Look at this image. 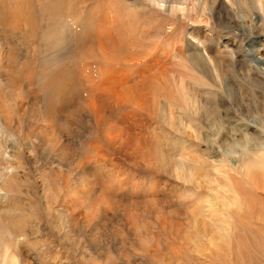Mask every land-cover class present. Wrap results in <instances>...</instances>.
<instances>
[{
    "label": "rangeland",
    "instance_id": "1",
    "mask_svg": "<svg viewBox=\"0 0 264 264\" xmlns=\"http://www.w3.org/2000/svg\"><path fill=\"white\" fill-rule=\"evenodd\" d=\"M5 1L0 0L1 14L4 9H9L5 7L7 3L3 4ZM247 1L251 6L248 15L245 14L242 0L41 1L37 7V47L41 53L32 74L39 88L47 84L44 87H47L46 93L41 95L44 108L41 112L44 116L53 114L50 120L53 123L52 118H56L59 122L56 128L63 127L64 117L69 111L77 110L75 105L78 98H89L86 69L88 65H93L94 50L98 53V49H94L96 44L91 47L89 35L83 36L86 39L81 51L76 50V33L66 25L69 18L65 11L70 9V14L79 17L80 22L85 23L84 26L95 18L94 12L95 19L112 17L126 24L120 36L114 35L116 44L121 46V54L136 52L137 55H145L149 53L148 50H155V53L168 51L169 58L166 57L163 64L166 63L168 70L175 72L169 74L174 89L171 91L168 87L163 91L166 90V94L171 92L181 102V106L174 105L176 112L182 109L193 115L188 129L192 136L184 144V135L169 130L166 124L160 122L156 137L149 135L155 141L150 140L153 142V152L144 160L138 158L135 163L131 162L132 165L129 162L123 167L125 170L128 167L131 169H127L128 174L144 177L155 185L151 193L156 192L157 201H154L155 205L151 202V205L149 201L132 195L131 191H126L127 195L112 191L110 196L105 197L106 200L103 197H90L92 201L80 193L81 186L74 180L78 171L66 172L58 182L50 171L44 173L41 161L31 145L29 148L25 146V149L23 145L27 144L20 141L19 145H15L11 133H0V195H3L4 190L10 194V198H13L11 203L23 215L20 220L16 216L12 218V224L2 217L4 225L0 223V264H4V249L9 242L14 245L13 254L18 264H264V170L257 163L260 155L264 156V92L250 80L256 76L264 78V0H260L261 3L253 2V6L250 0ZM44 4H49L50 8L56 6V9L45 12ZM49 15L54 23H58L56 35L51 36L48 44H40L42 34L51 29L47 28L48 21H51ZM92 28L90 32H94L95 27ZM194 32H199L201 38H212L209 43L212 52L209 55L213 61L208 65L202 64L200 60L195 65L197 51H201L199 55L205 54L203 45L191 37ZM58 37H61L59 42ZM188 39L196 47L190 45ZM180 50L182 53L176 54ZM18 66L16 71L12 69L15 79L11 77L10 81L23 86L22 96L25 95L27 101H31L33 95L23 81L25 72H18ZM43 67L45 72L50 71L44 73ZM39 75L44 76L43 80L39 81ZM51 77L55 79L51 80ZM8 84L7 81L3 83L5 93L14 91L16 94L20 90L19 86ZM58 85L60 92L53 94ZM250 98L255 101L252 102ZM203 99H207L211 105H215L214 101L218 100L215 102L220 105L224 129L212 126L216 120L205 114L210 112L209 109L207 112L198 111ZM86 101L89 104L90 98ZM58 109L61 115L57 114ZM227 109L229 112H226ZM104 116L106 113H100L97 118ZM186 124L175 123L174 128L185 130ZM245 125L248 131L237 129ZM93 132L81 135L78 144L70 149L77 153L75 159L78 164L92 159L84 143L93 142L94 138L91 142L92 138L89 137ZM183 146L187 148L188 154L185 156L182 154ZM19 148L23 149V153L18 161L15 157L19 155ZM246 151L249 153L246 154ZM182 161L193 167V177L180 173L178 166L181 167ZM9 162L22 163L20 167L17 164L13 179ZM14 183L16 185L10 187L12 191L9 189L8 192L5 184L10 186ZM73 191L79 194L72 196ZM70 198L74 202L67 208L65 204ZM78 198L82 200L77 205ZM94 204L95 209L92 208ZM144 206H149L151 212H145ZM104 208L105 211H102ZM77 214L81 222H87L86 228L70 226L69 219ZM38 254L51 257L46 256L43 262L38 259Z\"/></svg>",
    "mask_w": 264,
    "mask_h": 264
},
{
    "label": "bare ground",
    "instance_id": "2",
    "mask_svg": "<svg viewBox=\"0 0 264 264\" xmlns=\"http://www.w3.org/2000/svg\"><path fill=\"white\" fill-rule=\"evenodd\" d=\"M41 1L42 0H6L3 3V4L7 3V5L6 6L4 5V6L5 7L8 6L9 9L8 11L4 9L3 14L0 13V133L1 134L11 133V137H13V142H15V145H19L18 141H20L23 144H27V145H23L24 147L28 146L29 148V145H31L32 148H34L36 151L35 155H37L39 158V161H41L40 165H42V167L44 168V173L47 174V172L50 171V173L54 175L53 178L57 179L58 182L61 181V176H63L66 172L78 171V173L76 172L77 176H75L76 178L74 180H76L78 184L81 186L80 193L85 194L86 198L88 199L90 197H100V198L103 197L102 199H105V197L111 195L112 191H118V193L120 192V194L122 195L124 193L127 195V192L131 191L132 195L133 194L137 195L141 200L144 199L146 201H149L150 203L151 202L154 203L155 201L156 203L157 201L156 192L155 194L151 193L155 189V188L153 189L155 185H153L152 182L150 184L149 183L150 180H146L144 177H140V176L135 177L133 175H130V173L128 174V171L131 169L128 167L129 170L127 171L128 168L125 170L123 167L125 166V164L129 162L130 164L131 162L135 163L138 160V158L140 159V161H142L147 155L153 152L152 143L155 141L153 139L154 137L152 136V139H151L149 138V135L152 134V135H155L156 137V131H157L156 129L157 127L160 126V122H162L163 124H166L169 130H173V131L176 130L180 134L184 135L186 139L184 140V144H187L186 142L191 139L192 135L188 132V129H190L189 124L192 118L191 117L192 114H189V112H183L184 110L182 109H180L181 111L179 113L176 112L174 105L181 106L180 104L181 102H179L178 99L171 92L170 94H166V90L165 92L163 91L164 89H167L168 87L171 88L170 89L171 91H172V88L174 89L173 87L174 82L171 83V76L169 74L170 72L172 74L173 73L175 74V72L168 70V68L166 67L167 65L166 63L163 64V60L166 59L168 55V51L160 50V51H157V53H155L156 52L155 50H151V51L148 50L149 53L145 55L143 54L137 55L136 52L135 53L130 52L128 53L129 55L121 54L122 53L120 51L121 46H118L116 44L114 40L115 38L114 35L120 36L122 34L121 32L123 31V27L126 26V24L123 25L122 21L119 22L118 20H115L112 17L110 19H107V17H103V18L98 17V19H95L96 14L94 12L93 16L95 18L93 17L94 19H91L88 25L84 26L85 23H81L80 22L81 20L79 19V17L72 16L70 14V9L68 11L66 10L65 11L67 12L66 15H68V18H69L66 25H68V27H70L71 30L73 29L76 33V41H75L76 50L81 51L80 49L81 45L85 43L84 39H86L83 36L89 35L91 47L93 46L95 47V44H96V48L94 49H98L97 51L98 53H96V50H94L95 54L92 55L93 61L91 60L93 65L90 64L88 65V68L86 67L87 68L86 71H88L89 73L85 71L87 73V75L85 76V81L88 86L87 87L88 95H89L88 97L90 98V103L86 104L87 102L86 100L89 98H87L86 100L82 98H78L77 103L75 105L77 107V110L73 112L69 111L67 116L64 117V124L62 125L63 127L62 128L57 127L58 128L57 129L56 124L59 122L56 120V118L55 117L52 118V120L55 123L54 122L52 123L50 120L51 115L53 114H51L50 116H47V115L44 116L43 113L41 112V109L44 110V108L41 105V100H42L41 95L44 92L46 93L47 87L46 88L44 87L47 84L42 83L43 88L41 87L42 90H40L41 88H39L35 80L36 77L34 74H32V72L35 71L34 69H35V66H37L38 64L37 60L39 59V55L41 53V50L38 48L39 47V41H38L39 29L37 28L38 27L37 22L39 18L37 15V7L40 6ZM250 2H251V5L253 2L261 3L260 0H250ZM242 3L245 7V14L248 15L251 6L249 5V2L247 0H242ZM0 6L2 5L0 4ZM48 6L50 5L44 4L43 8L45 12H48L49 9L50 11H53L56 9V6L51 5L53 8H50ZM49 17L51 21L50 22L48 21L47 28H51V29L47 30L45 33L42 34L41 40L39 39L40 44L41 43L48 44L51 40V36L56 35L55 30H56L58 23H54V20L51 15H49ZM119 20H120V17H119ZM128 26L126 28H128ZM92 27H95L94 32H90L91 31L90 29ZM52 32L54 34H52ZM199 35H200L199 32H194L191 35V37L197 40L199 44L203 45V52L205 55L203 56V53L202 55H199V52L201 51L198 50L197 51L198 55L195 54L196 56L195 65L197 64V60L202 61V64L208 65V63L210 64L213 61L209 55V53L212 52L211 46L209 45V43L212 41V38L208 36H202L201 38ZM117 38L118 37H116V39ZM54 39H55V36H54ZM60 40H61V37H58L57 41L59 42ZM188 41L190 45L192 44L193 47H196L192 43L191 40L188 39ZM37 44H38V47H37ZM181 51L182 50H180V52H177L176 54L178 55L181 54L182 53ZM167 58H169V56ZM263 62H264V59H263ZM17 66H18V72L20 71L25 72L26 76L23 78V81L26 82L29 88L28 89L29 92H31L32 93L31 95H33V99L31 101L29 100L27 101V99L25 98V95L24 97L22 96L23 89L21 91V87L23 86L16 85L14 84L15 82L10 81L11 77L13 78L15 77L13 75L12 69L15 68L14 71H16ZM47 71L49 72L50 70H47ZM47 71L45 72V68L43 69L44 73H48ZM255 71H258V70H255ZM216 73H218V71ZM43 75L42 76L39 75L40 77L39 81L43 80L44 78ZM53 77H56V76H53ZM53 77H51V80L55 79ZM263 77H264V74H263ZM16 78L18 77L16 76ZM250 80L253 82L254 86L259 88L260 91L262 90L264 92V78H259L258 76H256V77H251ZM6 81L10 85L12 84L14 86H19L20 90L16 91V94H14L15 93L14 91L5 93L6 87L4 88L3 83H5ZM152 81H154L156 85ZM52 83L53 82L51 81V84ZM58 87L59 85L57 86V89L53 90L54 91L53 94L57 95L60 92ZM38 91H40L41 93H39ZM253 91L255 92V90ZM11 93H13V95H11ZM7 94H9V96ZM215 101H214L215 105H211L209 104V101L207 99L201 100V104L198 107V111L207 112V109H209L210 112L205 113V114H208L210 118L213 117L216 120V122H214L212 126L217 127L219 130L220 129L222 130L224 128H223V120L221 117L220 105L216 104L218 100L216 102ZM254 101L252 99V102ZM208 105H211V106H208ZM193 112L195 111H192V113ZM226 112H229L228 109ZM100 113L101 114L106 113V116L97 118V115L99 116ZM57 114L61 115L60 109L57 110ZM179 122H184L185 124L187 123L188 124V125L186 124L187 128L185 130L175 129L174 128L175 123H179ZM262 127L264 128L263 125ZM237 129L238 130L244 129L248 131L249 128H247V126L245 125L241 127L238 126ZM94 130L95 132H93ZM90 131L93 132L92 135H89V137L92 138L90 140L91 142L93 138L94 140L92 143L88 142L84 144L86 145L87 152L90 153V159L91 157L92 159L88 162H85L84 164L83 162L80 163L79 161L80 164H78V160L75 159L77 153L71 152L70 149L72 146L76 145V143L78 144L79 138L81 137V135H83L84 133L90 134L89 133ZM15 136H18V138H16ZM150 140H153V142L151 141L152 142L151 143ZM155 140L157 139L155 138ZM26 148L27 147H25V149ZM262 148H264V145ZM22 150L21 148H19L18 150L19 155L17 158L15 157V159H17L18 161L20 160L21 153H23L21 152ZM182 150H183V153H182L183 156L188 154L186 151L187 148H185L184 146ZM248 153L249 151H246V154ZM182 154L180 155V157L182 156ZM10 159L11 158H9V160ZM257 160H258L257 163H259L260 167H262V169L264 170V156L261 157L260 155V158ZM180 163H181V167L178 166L180 169V173L183 172L186 177H193V173H192L193 167L192 168L189 167V164H187V162L185 161H182ZM9 164H10L9 166L11 169V178L13 179L16 175L15 171L17 169V164L20 167L22 163L17 162V164L16 163L13 164L9 162ZM89 164L90 166H88ZM195 166L197 165L195 164ZM133 172H134V169H133ZM173 172H175L174 169H173ZM146 174L148 175V173ZM244 174L246 175V173ZM15 183L10 186L6 185L7 183L5 184V187L7 188L8 192H9V189H11L12 187H14V185L17 184ZM20 184L21 183H19V185ZM75 188L76 187H74V189ZM160 190H163V189H160ZM66 192L70 194L68 190ZM76 193L79 194V192L73 191L72 194L74 195L72 196H75ZM9 195L10 194L5 193V190L3 191V195L2 196L0 195L2 197L1 205H0V223L3 222L2 217H4V220L6 219L9 220L8 222L11 223V220H13L12 218H14L15 216H16L15 218L18 217L19 220L23 216L22 212H20L21 210L17 209L13 205V203H11L12 201L10 200L13 198H10ZM71 198L68 200L67 203L65 202L66 203L65 207L68 208L69 205H72L71 203H73L74 201H72ZM110 199L112 198L110 197ZM81 200L82 198H78L76 204L78 205L79 202H81ZM97 200L98 199H96V201ZM93 203L94 202H92V204ZM145 204L150 205L147 203ZM151 205L153 204L151 203ZM94 207H95V204L93 205L92 208ZM143 208H145V212L148 211V213H149V210L150 212L152 210V209H149L150 208L149 206H144ZM16 211H18V213ZM102 211H105V208ZM125 215H122V216L125 217ZM77 217H79L78 214L76 217L73 216L69 219L70 226H72V228L75 226H79V227L85 226L86 228L87 222L86 221L81 222L80 221L81 219H78ZM80 230H82V228ZM95 238L97 237H95L94 235V239ZM4 250H5V254L3 256V263L4 264H18V261L13 254L14 245L11 242L8 243V245L5 247ZM58 255L56 254L55 256H58ZM46 256L51 257L48 254H42V255L38 254V259L44 262L46 261ZM59 262H60V258H59Z\"/></svg>",
    "mask_w": 264,
    "mask_h": 264
}]
</instances>
